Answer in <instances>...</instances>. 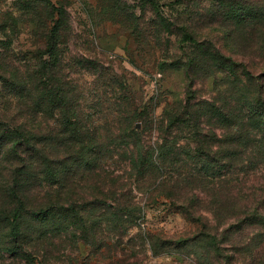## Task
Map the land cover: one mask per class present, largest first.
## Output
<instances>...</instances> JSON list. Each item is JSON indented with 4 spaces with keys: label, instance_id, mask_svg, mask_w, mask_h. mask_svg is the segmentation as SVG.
I'll return each mask as SVG.
<instances>
[{
    "label": "rangeland",
    "instance_id": "obj_1",
    "mask_svg": "<svg viewBox=\"0 0 264 264\" xmlns=\"http://www.w3.org/2000/svg\"><path fill=\"white\" fill-rule=\"evenodd\" d=\"M238 1L253 5L234 10L225 0H0V112L17 119L20 100L9 93L20 75L29 73L33 87L43 72L50 87L58 72L79 97L88 133L68 151L61 141L34 143V161L51 162V184L42 182L43 168L19 178V242L10 244L4 225L2 248L17 249L27 264H264L262 130H249L245 145L237 147L243 159L226 166L212 160L213 153L232 148L208 140L199 145L189 124L198 104L235 105L253 91L262 95L264 0ZM250 13L258 19L248 27ZM44 28L57 30L56 56H50ZM218 42L233 58L232 69H215L207 55ZM203 121L204 133L216 129ZM36 123L57 128L48 117L30 128ZM103 200L124 207L105 214ZM0 205L7 210L15 202Z\"/></svg>",
    "mask_w": 264,
    "mask_h": 264
},
{
    "label": "trees",
    "instance_id": "obj_2",
    "mask_svg": "<svg viewBox=\"0 0 264 264\" xmlns=\"http://www.w3.org/2000/svg\"><path fill=\"white\" fill-rule=\"evenodd\" d=\"M225 1L229 6H236L234 10L242 8L249 10L251 5H253L252 3H248V1H242V3L238 0ZM262 6L263 23L264 4H262ZM250 14L251 15L248 17V27L251 25L253 26L254 20L258 19L257 15L253 13ZM261 30L263 36L264 27H262ZM55 31L57 30H54V28H44L43 30L44 38L48 40V43L49 40L51 41L52 46L49 52L51 53L52 51V53L50 56H56V48H52L56 45V42L54 43L57 37ZM186 37L199 45V41L192 35H186ZM48 43H45V46H47ZM260 45L261 44H259V46ZM211 48V53L207 55L213 58V63L217 65L215 69H220L221 67H218L220 64L227 69L233 68L235 64L232 60L233 58L230 56L229 58L226 57L221 42L213 43ZM262 52L261 62L264 63L263 39ZM45 65H47V63ZM240 70L241 74L250 82L252 76L248 73L247 67L241 65ZM38 76L39 79L37 84L31 87L29 86L28 78L31 79L32 76L29 73L20 75V84L16 86L17 90L9 93L14 94V97L20 100L16 112L18 116L17 119L14 118L13 121H10L7 119V116H5V113L0 112V204H2L5 199H10L11 202H15V206L12 209L6 210V208L0 205V230L4 229V225L9 227V242L13 246L17 245L19 242V218L21 217L24 206L23 194H21L19 190V178L23 175L30 177L31 175L34 176V172L38 173L42 171L43 168V178L45 179H43L42 182L51 184V181H49L47 177V175L49 176V174L53 172L52 166L50 165L51 162L46 158L40 163L34 161L32 158L36 150L34 143L40 141L45 147H49L51 144H55L54 141L57 143L61 141L60 145L65 147L64 151H68V147L71 148L70 144L75 145L80 143L82 142L80 138L84 139L88 136L87 131L82 130L84 125L80 122L83 117V112L80 110L78 95L68 88L66 84L63 85L64 82L60 78L58 72L56 73V77H53V85L50 87L44 86L43 77L45 75L43 72H39L37 77L34 78H38ZM25 79H27V81ZM239 99L240 100L236 102L235 105L212 104L208 106V103L198 104V106L194 108L195 113L193 115L195 119L190 117V123L188 122L193 127L192 131L199 145L205 143L203 140H208L207 143L209 144H212L214 141L215 145L218 147L227 145L232 148L231 150L224 149V151L212 152V160L222 162L226 166L235 165V161H237L238 158L241 160L243 159V157L238 155L240 151L237 147L245 145L251 133L249 130L256 128L259 131L262 130V135H264V86L262 87V95L261 91H253L250 95L242 96ZM185 112L186 116H192L190 111ZM38 117L51 118L54 125L57 127L55 128L56 130L53 128V124L50 125L49 123H45L44 126L41 124L37 125L36 123L35 128H30V123L38 121ZM203 117H206L209 124H216V129H209L210 133H204L201 125L202 122H205L203 121ZM30 118L33 120L30 121ZM221 129L223 133L219 135L217 130ZM80 130L82 132H80ZM66 143L67 145L65 146L64 144ZM83 146L84 143L82 144V147ZM18 148H22L20 153L18 152ZM72 149H74V147ZM63 157L66 158L67 155L64 154ZM6 159H11L12 161L7 167H2L1 164ZM263 161L264 153L262 151V162ZM204 172L206 174V171ZM205 174L201 175L204 179H206ZM31 189H37V187L32 186ZM107 201H100V207L104 209L105 214L118 213L119 209L124 207L115 202L110 204ZM46 210L49 212L52 211L53 208L49 207L45 210L39 209V211L43 213H46L44 212ZM62 210H66V208L62 207ZM1 238L2 237H0V264H5L4 261L8 259H15L17 264H27L28 257L20 254L17 249L8 247L2 248L1 246L5 241H2Z\"/></svg>",
    "mask_w": 264,
    "mask_h": 264
}]
</instances>
